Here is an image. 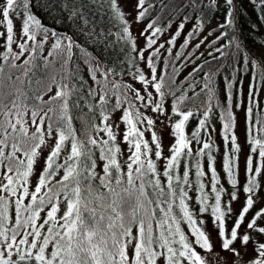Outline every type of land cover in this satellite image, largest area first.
I'll list each match as a JSON object with an SVG mask.
<instances>
[{
    "label": "snow or ice",
    "instance_id": "obj_1",
    "mask_svg": "<svg viewBox=\"0 0 264 264\" xmlns=\"http://www.w3.org/2000/svg\"><path fill=\"white\" fill-rule=\"evenodd\" d=\"M262 93L264 0H0V264H264Z\"/></svg>",
    "mask_w": 264,
    "mask_h": 264
},
{
    "label": "trees",
    "instance_id": "obj_2",
    "mask_svg": "<svg viewBox=\"0 0 264 264\" xmlns=\"http://www.w3.org/2000/svg\"><path fill=\"white\" fill-rule=\"evenodd\" d=\"M246 10H247V15L240 17L241 27L243 29V34L245 36L247 35V25H248V23H250L251 21H255L256 20V16L252 12L251 8L247 7ZM165 15H167V14L165 13ZM218 15H219V18H220V20L222 22V20H223L222 14H218ZM216 22H217L216 19H213L212 22H211L212 26H215ZM174 28H175V25H173V29ZM261 98L264 99V93L261 94ZM217 127H218V125H217Z\"/></svg>",
    "mask_w": 264,
    "mask_h": 264
},
{
    "label": "rangeland",
    "instance_id": "obj_3",
    "mask_svg": "<svg viewBox=\"0 0 264 264\" xmlns=\"http://www.w3.org/2000/svg\"><path fill=\"white\" fill-rule=\"evenodd\" d=\"M138 26L137 25H133V32L137 31ZM203 50V49H201ZM165 143L167 144V140H165ZM217 143H219V140L217 139ZM236 207H239V205H235Z\"/></svg>",
    "mask_w": 264,
    "mask_h": 264
}]
</instances>
